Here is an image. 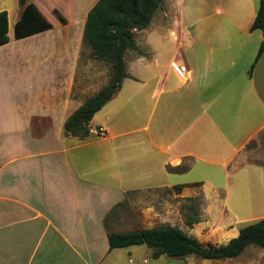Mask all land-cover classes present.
I'll list each match as a JSON object with an SVG mask.
<instances>
[{
  "label": "crops",
  "instance_id": "1",
  "mask_svg": "<svg viewBox=\"0 0 264 264\" xmlns=\"http://www.w3.org/2000/svg\"><path fill=\"white\" fill-rule=\"evenodd\" d=\"M60 1L72 0L54 2L63 20L37 0L52 26L13 43L8 18L9 41L0 45L6 56L0 72H11L13 62L19 67L11 83L0 81V95L37 96L35 107H0V264H157L164 255L152 258L145 244L109 249L105 218L130 192L198 185L228 196L232 186L253 184L264 217V162L239 160L264 133V50L255 61L264 33L250 30L259 0H162L167 24L152 18L143 39L135 38L143 52H125L129 77L93 115L84 138L66 134L63 124L88 98L86 83L73 94L88 10L71 25ZM55 29L61 35L49 39L47 50L29 42ZM171 64L186 72L174 73ZM138 66L144 80L134 72ZM164 66L152 93L150 68ZM128 80L142 83L126 104L143 90L149 99L143 107L119 100Z\"/></svg>",
  "mask_w": 264,
  "mask_h": 264
},
{
  "label": "rangeland",
  "instance_id": "2",
  "mask_svg": "<svg viewBox=\"0 0 264 264\" xmlns=\"http://www.w3.org/2000/svg\"><path fill=\"white\" fill-rule=\"evenodd\" d=\"M35 1L37 0H28L27 2ZM93 1L94 0H72L71 2L66 3L60 1L59 8L66 11L65 13H67L71 19V25H74V23L82 22L83 18H81V16L85 14L86 10H90V7L94 4L92 3ZM0 10H7L8 12L9 35L11 37V41L13 43L14 41H19L17 38L15 39L13 35V25L19 13L21 12L18 0H0ZM152 18H154V21L158 26H160V24H167L165 21V16L160 14L159 10L154 13ZM143 30L134 32V36L137 40L141 41L143 39ZM61 31L62 29H55L52 32L36 34L30 38L29 42L40 41L41 47L45 46L44 48L47 50V43L53 41L49 39H53V37L58 38L61 35ZM72 31L74 32V30ZM154 40H159V38H155ZM29 42L24 45L31 46L32 44H29ZM79 42V58L81 61L77 63V75L75 86L73 87V94L79 93L83 86L82 84L86 83L87 85L83 87L84 89H82L84 90L83 95L90 97L97 92H95V90L98 85L103 87V82L107 84L110 76V68L104 62L89 61L92 59L89 56L90 48L83 42V33L79 38ZM156 43L158 45L159 41H156ZM157 49L159 50L158 46ZM40 50L41 55H43V50ZM161 51L162 54L160 61L162 64L163 61H165L168 53L166 49H162ZM142 52V49L136 51L138 54H141ZM11 53H14L13 50ZM134 53V51L130 52L127 55V58L130 59ZM1 54H4V58H6L5 52H1ZM1 54L0 62H2ZM128 59L127 64L130 65L131 62H129ZM11 65L13 66V70L11 72L6 71V69H3V73L0 72V81L4 80V84L9 82L11 83L12 75L14 73L16 74V71H19L17 62H13ZM30 65L31 66L28 70L29 72L32 71L33 62ZM159 67L150 68L152 72H150L151 77L147 89L152 91V93L157 81L158 72L165 70V66L162 68ZM97 71L99 75L98 80L96 81V79H93V77H96L95 75H97ZM134 72L139 78L144 80L143 77H145V71L142 66L136 67ZM84 74H86L85 77H87L89 81L86 82L83 80L84 78H82V75L84 76ZM3 75H5V78ZM141 83L142 81L135 82V80H128L125 83V88L119 95V100L122 101L123 107H131V105H135V107H143L144 98L147 102L149 101L142 90L140 95L134 96L132 104H126L128 95L131 96L133 90L139 88ZM0 96V107H35L37 99V96L32 97V95H22L17 93L12 94L10 91L5 92ZM240 156V162H264V133L261 138L251 142L247 150H243ZM235 187L237 189L232 186V190L228 196L225 195L226 192L213 191L209 186H205L203 189L198 185H189L185 187L180 185L179 189L165 187L162 189L145 192H130L127 194L125 202L121 203L118 207H115V209L106 216L105 225L108 231L117 230L118 232L124 233L139 230L143 227L150 228L153 226L169 224L172 226H177L189 236L196 238L203 244H225L231 239L230 237L233 231L239 230L241 227L262 218L259 217V186L248 184L244 185L242 188L239 185ZM126 201L134 202L135 208L133 209L126 206ZM223 201L226 203V205L223 203ZM226 206H228V208ZM145 210H150L151 213L145 216ZM133 215L134 217H132ZM232 216L234 218L236 217L237 220L233 219ZM166 263L264 264V251L257 246L251 245L248 246L238 257L232 259H202L195 255L177 258L163 256L162 260H158L157 264Z\"/></svg>",
  "mask_w": 264,
  "mask_h": 264
},
{
  "label": "trees",
  "instance_id": "3",
  "mask_svg": "<svg viewBox=\"0 0 264 264\" xmlns=\"http://www.w3.org/2000/svg\"><path fill=\"white\" fill-rule=\"evenodd\" d=\"M18 0L20 16L15 21V38L42 31L52 23L34 2ZM162 0H98L88 11L83 28V42L90 48L92 59L106 63L110 68L107 84L88 97L64 121L66 134L84 138L89 134V122L93 115L121 88L124 78L129 77L125 68L124 54L128 50L138 51L134 32L145 29ZM60 20L55 9V0H43ZM260 29L264 33V0H259L250 30ZM9 41L8 12L0 10V45ZM264 50L262 41L255 61ZM253 66V65H252ZM187 166L183 165L182 170ZM176 189L180 185L174 186ZM109 249L145 244L151 249V257H184L195 255L202 259H231L238 257L248 246H257L264 251V217L239 229L238 235L221 245L203 244L186 232L169 224L129 232L107 233Z\"/></svg>",
  "mask_w": 264,
  "mask_h": 264
},
{
  "label": "built area",
  "instance_id": "4",
  "mask_svg": "<svg viewBox=\"0 0 264 264\" xmlns=\"http://www.w3.org/2000/svg\"><path fill=\"white\" fill-rule=\"evenodd\" d=\"M170 68L176 74H181V73L186 72V68L183 65L171 64ZM100 131H102V129H100Z\"/></svg>",
  "mask_w": 264,
  "mask_h": 264
}]
</instances>
